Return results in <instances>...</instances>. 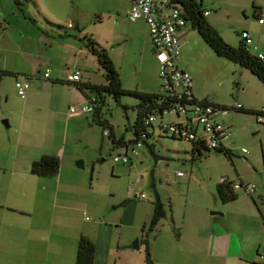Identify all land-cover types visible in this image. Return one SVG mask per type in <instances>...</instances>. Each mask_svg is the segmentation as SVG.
Instances as JSON below:
<instances>
[{"label": "rangeland", "instance_id": "374dc122", "mask_svg": "<svg viewBox=\"0 0 264 264\" xmlns=\"http://www.w3.org/2000/svg\"><path fill=\"white\" fill-rule=\"evenodd\" d=\"M25 1L44 28L55 30L59 27L67 37L78 34L75 27L78 23L82 38L88 35L102 44L111 41L114 35V41L118 40L130 26L139 34L141 42L142 37L148 39L140 20L130 22L123 13H117L126 0H38V9L32 0ZM255 6L264 8V0H202V8L208 10L211 25L227 43L236 46L239 32L247 29L257 50L264 52V24L258 22ZM40 10L46 14L53 11L56 19L48 18L53 23L43 15L35 14ZM58 12L63 14L60 16ZM66 15L69 17L67 20ZM188 28L191 34L186 35L187 43L181 48L180 63H190L197 73V85L210 100H221L228 106L234 102L245 105V101L259 104L263 96L258 88L264 89L259 79L239 64L215 54L196 30ZM76 40L84 45L83 39ZM149 50V55L139 50H128L127 58L122 59V72L136 75L135 68L141 77L153 80L149 77H154L155 64L149 56L154 57V54ZM88 53L89 61H80V70H77L85 79L103 81L95 56ZM67 66L72 68L73 63L64 65ZM25 76V72L19 73V77ZM14 79V76L4 75L0 84V200L8 196V183L16 178L13 171H21L22 174L30 166V160L40 156L43 150L63 151V172L69 174L68 179L74 185V193L68 199L85 212V221V216L90 218L87 223L101 219L112 223L106 226L110 229L107 233L121 236L120 262L146 264L148 252L151 264H168L175 259L180 264L183 255L165 251V242L169 241L172 249L178 243V234H182L180 244H187L184 240L189 235L209 233L212 221L229 224L234 232L238 230L254 242L260 237L257 227L262 224L264 200L261 204L255 192V205L251 197L240 189L236 200L221 202L215 182L226 172L233 176V166L223 152L215 150H203L201 157L193 158L189 141L172 138L170 131L160 129V124L177 120L175 113L165 112L162 117L157 116L153 121L152 135L145 143L137 145L130 142L134 135L127 127L136 117L137 99L132 96L123 95L119 102L106 96L102 118L108 124H102L94 119L93 112L88 116H68L72 103L66 86H43V82L52 81L38 76L30 79V88L23 99L17 93ZM242 115L240 117L245 119L238 118L230 126L226 145L231 149L236 170L243 178L246 177V182L253 178L250 180L253 183L264 176V126L257 130V125L264 124H258L254 115ZM104 129L112 131L117 138L122 137L126 144L113 142L110 135H103ZM133 147L137 155L132 152ZM115 155H126L128 160L114 162ZM80 160L82 166L77 164ZM177 171H182L184 176H177ZM253 184L256 187L255 182ZM16 188L17 183L13 184V191ZM141 193L144 198H138ZM12 194L9 201L14 198ZM157 197L164 215L147 232ZM211 211L223 216L212 215ZM136 239L138 248H133ZM258 254L264 256V253ZM259 255L255 259L264 262ZM221 260L216 263L221 264ZM234 260L227 257L225 263L234 264Z\"/></svg>", "mask_w": 264, "mask_h": 264}, {"label": "crops", "instance_id": "0c3cea01", "mask_svg": "<svg viewBox=\"0 0 264 264\" xmlns=\"http://www.w3.org/2000/svg\"><path fill=\"white\" fill-rule=\"evenodd\" d=\"M32 1L38 9L40 2L38 0ZM125 2L121 4L122 7H119L120 9H118L117 13H123L128 18L131 2L129 0ZM28 8L30 9V4L25 0H0V70L14 73L7 75L14 76V80L23 78L19 77V73L25 72L27 75L25 77L30 81V79L42 76L46 69H50V75L46 79H50L52 82H43V86H58L57 88L66 86L69 99L73 105L85 103L87 101L86 96L71 84L70 81H67V75L75 71V69H79L81 65L79 64L80 61L83 63L89 61L88 51L76 40L77 38H82L78 23L75 26L78 29V34H70L73 38L67 37L65 32L62 34L59 27L55 30L44 28L42 23L36 19V15H32ZM204 10L207 11L205 16L209 21L208 10ZM51 13L47 12L46 14L41 10L35 12L37 15H43L49 23H53L48 18L49 16L55 18L56 15L53 11ZM62 14L58 12V15L61 16ZM68 18L66 15V20ZM137 20L142 22V26L148 36L146 40L142 37V42L137 36L139 34L131 26L126 27L123 34L116 41H114L115 35L111 41L104 44L94 40L106 49L119 72L120 81L124 88L136 89L141 92L161 93L162 87L158 75L159 64L148 34V26L143 19ZM69 21L66 22L68 25H70ZM189 26V24H185L177 31L180 55L182 46L187 43L186 35L191 34ZM149 49L154 54V57L152 55L149 56L154 60L155 64L154 77H149L153 80L147 81L141 77L139 70L135 68L134 72L136 75L122 72V59L124 57L127 58L128 50H139L147 52L149 55ZM118 51L119 56H117ZM70 62L73 63L72 68H68V66L64 67V65H68ZM117 63L119 64L117 65ZM25 66H29V68H23ZM181 66L192 77L191 92L195 99H206L209 103L229 107L223 104L221 100H210L208 94L197 85V73L194 72L190 63L183 61ZM2 76L4 75H0V84L2 83ZM80 81L94 84L102 82H97L88 77L85 79L83 76ZM258 91L263 96V100L257 105L251 104L250 101H245V105L240 102L243 109H261L264 107V89L259 87ZM86 94L91 95L90 92H86ZM233 104L230 106L232 107ZM231 110L234 112L230 113ZM242 114L243 112L240 110L229 108L226 113L219 117L221 123L228 130L227 137L222 141L223 146L227 149H230L226 145V140L230 134V126L238 118L245 119L244 117H240L243 116ZM88 115L85 114V116ZM68 116H83V113H71L68 109ZM255 119L257 121L256 117ZM257 122L258 124H264V118L262 121ZM263 126L257 125V130L263 129ZM43 155L60 157L59 168L55 174L36 175L31 172L32 162ZM63 157V151L53 152L51 150H43L40 156L30 160V166L25 171H22V174L21 171H13L16 173V178L11 179L8 183V196L0 200V264H75L77 244L82 236L90 238L95 244L93 264H127V262L119 261L121 259L119 256L121 254L120 249L123 247L120 234L114 236L111 233L109 235L107 233V230L110 229L106 226L112 223L102 219L97 221L92 220V222L87 223L90 221V218L85 216V219L88 220L85 221L83 219L85 212H82L79 207L75 206V203L68 199L74 193V185L70 181L71 179H68L69 174L63 172ZM229 161L234 168L235 174L230 176V173L226 172L223 177L232 183H245L244 179L246 177L243 178L244 176L236 170L233 160ZM240 161L249 162V160ZM178 172L182 171H177V176H184L183 172L182 175H178ZM251 179L254 180L250 178L246 183H252ZM14 182L17 183V188L13 191ZM254 182L256 187L254 192L250 194L243 187L233 188L236 192L234 200L238 198L237 190L243 189L251 197L255 205L257 204L253 195L256 192L262 204L264 200V176H261L260 179H256ZM217 184H219V181L215 182V190ZM258 188L261 189L258 190ZM12 192L13 194L15 193L14 195L12 194V198L13 196L14 198L9 201ZM140 195H138V198H141ZM220 216H223V214H220ZM262 218L263 225L259 223L257 227L260 237L255 239V242L245 238L241 233L237 232L238 230L234 232L233 228L229 227V224L227 225L223 222L216 224V222L212 221L209 233H193L184 240L187 243L184 245L180 244L183 239L182 234H178L177 245H174L171 249V243L167 241L165 242V251L169 252V250H172L181 256L183 255V262L180 264H217L218 259H222L221 264H227L225 263L227 257L234 258V264H250L251 262L259 264L262 261L255 259V257L259 255V252L264 253V215H262ZM181 249L182 251H180ZM259 257L261 258V255ZM177 263L178 260L175 259L171 260L168 264Z\"/></svg>", "mask_w": 264, "mask_h": 264}, {"label": "trees", "instance_id": "16d2710c", "mask_svg": "<svg viewBox=\"0 0 264 264\" xmlns=\"http://www.w3.org/2000/svg\"><path fill=\"white\" fill-rule=\"evenodd\" d=\"M171 2L172 4L176 5L181 9L185 19V24H189L194 30H196L201 36V38L204 40V42L215 52V54L220 57H225L246 68L254 76H256L261 82V84L264 86V59H260L256 55L255 52L258 51L257 47L255 50L251 49V51L246 49L245 43L240 38V32L242 30L239 32L238 44L236 46H233L227 43L217 32V30L211 25V23L207 20L205 16V10L202 8V0H171ZM255 8L257 12L256 17L258 19L261 14V11L264 8H259L257 6H255ZM80 39L84 40V48H86L88 52L95 56L98 66L102 70L104 80L99 84L84 83L80 81L82 76L79 72L80 75L77 80L67 81H70L71 84H73L86 96V100L93 105L92 112L94 119L98 122H101L102 124H108L107 120L102 118V107L105 103L106 96H111L117 102H119L120 97L123 95L132 96L133 98L137 99V103L135 105V120L132 125L127 126L132 130L134 135L133 139L130 140V142L132 143H137L138 141H140V143H145L146 139L151 136L154 131L153 121L156 119L157 116L162 117L165 112H169V108L174 109L172 113H175L177 120L172 121L170 123L160 124L159 128L164 131H170L168 128V125L170 124H176L184 121L186 116H184L185 114L182 113L180 109H178L179 106H185L188 108L194 104H211L221 109L231 108L235 110H240L243 113L252 114L255 117L259 115L264 116L263 108L236 109L233 106L225 107L209 103L206 99L197 100L193 96L189 97L185 93H173L172 95H170L166 90L163 89L161 93H149L141 92L136 89H126L122 86L119 72L114 66L112 60L110 59L106 49L102 47L99 43H97L91 36L85 35L84 38ZM48 70L50 75V69ZM44 72L42 74L43 77ZM9 74L12 75L14 73L5 70H0V75ZM86 92H90L91 95H87ZM124 107L126 108L128 106ZM150 115L155 116L154 119L151 121L148 120V117ZM186 118L187 120H190V117ZM149 128H151V131L149 130ZM108 135H110L111 140L113 142H116L117 144H126L122 137L117 138L112 131L109 132ZM171 137L189 141L191 143L192 157L195 159L203 155V150H215L217 152H223L225 156L232 161V152L230 149L225 148L223 146V143H221V146L219 148H209L204 143L203 139L200 137L190 139L182 135L177 136L173 132H171ZM58 168L59 158L53 155H43L37 160L33 161L31 164V172L36 175H53L57 172ZM240 184L242 185V182H240ZM241 187H243V185ZM233 188V183L228 180L224 183L217 184L216 192L222 202H227L236 198V192ZM161 217L162 206L160 200L157 199L153 207V213L149 222L150 224L148 230H151L152 225L155 224ZM94 255L95 244L90 238L82 236L77 244L75 264H93ZM145 261L146 264H151L152 262L151 260H149L148 252ZM259 264H264V262L262 261Z\"/></svg>", "mask_w": 264, "mask_h": 264}, {"label": "built area", "instance_id": "2783aa9c", "mask_svg": "<svg viewBox=\"0 0 264 264\" xmlns=\"http://www.w3.org/2000/svg\"><path fill=\"white\" fill-rule=\"evenodd\" d=\"M131 2L128 11V17L130 20L143 19L148 26V33L150 35L154 52L158 60V75L161 81V87L166 90L170 95L173 93H185L189 97H192L191 83L192 77L190 73L184 70L180 63V45L177 36V30L185 25V19L183 13L179 7L172 4L171 0H129ZM207 13V11H205ZM259 23H264V9L258 18ZM240 38L246 45V49H256L253 46V40L250 33L247 30L240 32ZM260 59H264L263 52H255ZM79 71L75 70L67 75V80L73 81L79 78ZM49 76V70L44 72V77ZM15 87L18 95L21 98H25L27 91L30 87V81L27 78H17L15 80ZM93 99V98H92ZM233 107L241 109L242 104L240 102H234ZM178 109L184 113L186 117H190L187 120L170 124L168 128L175 135H182L187 138L193 139L200 137L209 148H219L222 141L227 137L228 130L223 123L219 120V117L226 113L228 109H221L211 104H194L190 107L179 106ZM264 109V107H263ZM93 110V105L86 101L81 105H70L69 112H80L83 114H90ZM174 109L169 108V112H173ZM188 110V111H187ZM154 115H150L148 120H153ZM257 121H262L261 115L257 116ZM107 129L103 130V135H108ZM140 145V141L136 143ZM245 149H243L244 151ZM132 152L137 155V152L132 148ZM128 157L126 155L113 156L114 162H127ZM178 175H182V172H178ZM225 177H220L219 183L226 182ZM247 193H253L255 185L253 183H242ZM240 183H233L234 188L242 186ZM141 198L145 195L142 193ZM261 258H264V256Z\"/></svg>", "mask_w": 264, "mask_h": 264}, {"label": "water", "instance_id": "95a60500", "mask_svg": "<svg viewBox=\"0 0 264 264\" xmlns=\"http://www.w3.org/2000/svg\"><path fill=\"white\" fill-rule=\"evenodd\" d=\"M6 122V121H4ZM79 166H82V161L78 162L77 163ZM210 214L214 215V214H222V213H219L217 211H211ZM133 248H138V239L135 240V243L132 245Z\"/></svg>", "mask_w": 264, "mask_h": 264}, {"label": "flooded vegetation", "instance_id": "af4514ba", "mask_svg": "<svg viewBox=\"0 0 264 264\" xmlns=\"http://www.w3.org/2000/svg\"><path fill=\"white\" fill-rule=\"evenodd\" d=\"M163 215H164V212L162 211V217H163ZM160 219V218H159ZM148 231V230H147Z\"/></svg>", "mask_w": 264, "mask_h": 264}]
</instances>
